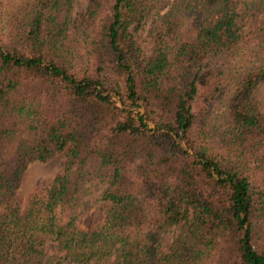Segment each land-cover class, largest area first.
Masks as SVG:
<instances>
[{"label":"trees","instance_id":"16d2710c","mask_svg":"<svg viewBox=\"0 0 264 264\" xmlns=\"http://www.w3.org/2000/svg\"><path fill=\"white\" fill-rule=\"evenodd\" d=\"M152 3L0 0V264H264V0Z\"/></svg>","mask_w":264,"mask_h":264},{"label":"rangeland","instance_id":"374dc122","mask_svg":"<svg viewBox=\"0 0 264 264\" xmlns=\"http://www.w3.org/2000/svg\"><path fill=\"white\" fill-rule=\"evenodd\" d=\"M152 0H147V5L150 10L153 9ZM86 0H74L73 14L85 8ZM150 16L145 19V22L139 30V41L146 54L151 52V31H150ZM256 97L259 101V106L264 112V82L259 86ZM67 159L65 152L58 153L45 161L35 160L31 162L23 173L18 195L22 205H25L27 198L33 192L39 191L46 187L54 177L61 173L64 163ZM109 202L100 201L90 209L84 211L79 218V225L85 228L93 227L97 222L101 221L104 216L105 209ZM170 234H163L164 246H167ZM47 259L45 264H65L60 263L52 256L57 252L55 243L51 240L46 242ZM68 264V263H66Z\"/></svg>","mask_w":264,"mask_h":264}]
</instances>
